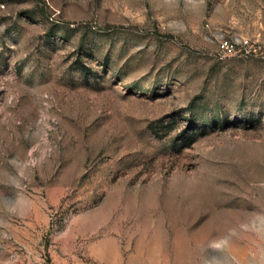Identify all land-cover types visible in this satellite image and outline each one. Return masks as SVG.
Returning a JSON list of instances; mask_svg holds the SVG:
<instances>
[{
    "label": "rangeland",
    "instance_id": "rangeland-1",
    "mask_svg": "<svg viewBox=\"0 0 264 264\" xmlns=\"http://www.w3.org/2000/svg\"><path fill=\"white\" fill-rule=\"evenodd\" d=\"M0 264H264V0H0Z\"/></svg>",
    "mask_w": 264,
    "mask_h": 264
},
{
    "label": "trees",
    "instance_id": "trees-1",
    "mask_svg": "<svg viewBox=\"0 0 264 264\" xmlns=\"http://www.w3.org/2000/svg\"><path fill=\"white\" fill-rule=\"evenodd\" d=\"M187 140H188V142L186 143V146L188 147V146H191L192 144H194V142H196L197 136H193L191 138H188Z\"/></svg>",
    "mask_w": 264,
    "mask_h": 264
}]
</instances>
